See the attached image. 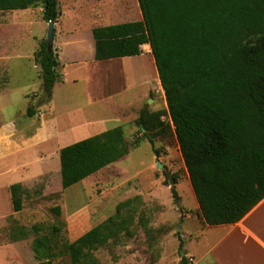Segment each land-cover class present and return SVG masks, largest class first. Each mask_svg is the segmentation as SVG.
<instances>
[{"label":"rangeland","instance_id":"obj_1","mask_svg":"<svg viewBox=\"0 0 264 264\" xmlns=\"http://www.w3.org/2000/svg\"><path fill=\"white\" fill-rule=\"evenodd\" d=\"M74 2L92 18L100 8L109 6L118 17L112 24L142 19L137 0ZM67 3L59 1L61 13L53 42L64 70L61 64L62 81L55 83L50 100L43 93L34 59L48 29L42 6L0 13V123L12 122L19 130L16 141L6 144L9 153L0 162V264L39 262L32 250L34 224L40 225L42 233L60 226L62 239L74 241L112 215L118 203L135 196L141 197L140 211L149 220L148 226L137 227L133 237H124L118 245L97 250L101 264H179L183 256L188 264H215L211 257L202 256L204 243L197 244L193 236L181 237V223L191 233L198 229V202L169 115L161 117L164 126L151 131H142L136 123L143 111L167 109L153 55L146 48L140 55L96 60L89 48L93 38L89 29L99 26L97 19L88 24L83 17L63 16ZM78 23L80 30L76 29ZM67 30V35L81 39L85 47L68 40L60 51L56 33ZM31 105L37 113L29 117L26 111ZM116 126L124 130L129 153L63 189L57 166L59 149ZM28 155L30 160L21 165L20 157ZM43 157L50 159L48 166L41 164ZM12 182L25 189L23 208L18 212L9 190ZM57 207L60 212L55 211ZM188 213L189 220L185 219ZM21 228L25 236H21ZM52 264L72 263L69 256L60 255Z\"/></svg>","mask_w":264,"mask_h":264},{"label":"trees","instance_id":"obj_2","mask_svg":"<svg viewBox=\"0 0 264 264\" xmlns=\"http://www.w3.org/2000/svg\"><path fill=\"white\" fill-rule=\"evenodd\" d=\"M60 0H0V13L42 6L46 22H58ZM142 19L92 29L96 60L140 55L150 45L167 109L143 111L136 123L151 131L168 114L198 202L204 226L233 224L264 199V0H138ZM47 100L62 81L58 53L46 38L34 54ZM31 105L26 115L34 116ZM122 126L60 149L61 185L67 189L129 153ZM14 211L23 208L20 183L9 187ZM174 198L177 192L172 187ZM141 197L117 204L115 212L74 241L61 227H32L37 264L67 255L72 264H101L95 252L131 238L149 220ZM55 211L60 212L59 207ZM21 236L26 235L20 229ZM181 248L183 242H180ZM179 264H188L183 256Z\"/></svg>","mask_w":264,"mask_h":264},{"label":"crops","instance_id":"obj_3","mask_svg":"<svg viewBox=\"0 0 264 264\" xmlns=\"http://www.w3.org/2000/svg\"><path fill=\"white\" fill-rule=\"evenodd\" d=\"M66 1L68 3L66 4V6H64V10L62 12H63V16H66L67 18L75 19V17L77 16L83 17L84 19L87 20L88 24L94 22L97 19L96 23L99 24V26H106L112 24L110 23L112 22V20L118 19L117 16L111 13L112 10L110 9L109 6L100 8L99 12L94 14L92 18L90 13L82 11L80 6L75 7L74 0H66ZM138 7H140L139 3H138ZM138 11L142 16L141 10ZM94 27L89 29L91 30L92 37H93L92 29ZM80 28H82V25L78 23L76 29L80 30ZM67 34H69L68 30L65 33L62 32H60L59 34L56 33L55 41L60 51H62L60 47L65 45L67 42H69L68 40H71L73 42V45H75L76 47H80V48L85 47L81 45L82 42L81 39L80 40L74 39V37H72V34L71 35H67ZM89 48L91 49L94 56L95 55L94 37L91 38ZM145 50L146 48H144V51ZM150 53L152 54V51H150ZM62 68L64 70L63 64H62ZM17 126L18 125L13 124L12 122L0 123V162L2 160H5L6 153H9V151L6 150V144L7 146H9L10 145L9 141L15 142L16 140H14V135L17 136L19 135L18 133L19 130ZM20 159H22L21 165H24L26 160H30V157L28 155L26 158L20 157ZM42 161L43 162L41 164H47V166L50 163V159L47 157H43ZM47 166L42 169L47 168ZM57 166L60 169V149L57 154ZM21 169L22 167L18 168L19 173ZM19 177H22V175H20ZM14 183H19V182H14ZM11 184H13V182ZM197 216L199 220V226L195 232L191 233L192 231L189 230L188 225H186L185 228L184 226H182V223L179 229L182 230L181 233L182 239L185 238L186 236H190V237L193 236L196 239H198L196 241L197 244L201 245L202 243H204V246L202 245L204 247V253L202 255L203 257L205 256L211 257L215 264H264V199L260 201L244 218L233 224H222V225H214V226L207 225L203 227L199 217V206L197 210ZM191 217H192L191 214L188 213L185 216V219L187 218V220H189ZM182 239L180 240L183 241ZM185 248L188 250V255L190 257H194L193 251L189 250L188 246L186 245Z\"/></svg>","mask_w":264,"mask_h":264},{"label":"water","instance_id":"obj_4","mask_svg":"<svg viewBox=\"0 0 264 264\" xmlns=\"http://www.w3.org/2000/svg\"><path fill=\"white\" fill-rule=\"evenodd\" d=\"M55 24L56 23L53 21L48 22V29H47V34H46V44H47L48 50H52L53 48ZM169 180H171L170 177H169ZM181 254L184 255V251H181Z\"/></svg>","mask_w":264,"mask_h":264},{"label":"bare ground","instance_id":"obj_5","mask_svg":"<svg viewBox=\"0 0 264 264\" xmlns=\"http://www.w3.org/2000/svg\"><path fill=\"white\" fill-rule=\"evenodd\" d=\"M144 48H147V50H150V46L149 45L144 46Z\"/></svg>","mask_w":264,"mask_h":264},{"label":"flooded vegetation","instance_id":"obj_6","mask_svg":"<svg viewBox=\"0 0 264 264\" xmlns=\"http://www.w3.org/2000/svg\"><path fill=\"white\" fill-rule=\"evenodd\" d=\"M170 177V175H168V178ZM171 178V177H170Z\"/></svg>","mask_w":264,"mask_h":264}]
</instances>
